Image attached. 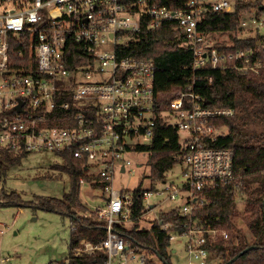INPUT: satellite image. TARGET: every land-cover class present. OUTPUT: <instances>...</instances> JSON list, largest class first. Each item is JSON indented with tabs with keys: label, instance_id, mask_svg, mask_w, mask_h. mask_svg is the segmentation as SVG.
<instances>
[{
	"label": "built area",
	"instance_id": "2783aa9c",
	"mask_svg": "<svg viewBox=\"0 0 264 264\" xmlns=\"http://www.w3.org/2000/svg\"><path fill=\"white\" fill-rule=\"evenodd\" d=\"M237 1L185 0L172 7L155 0H0V148L66 152L78 161L79 182L99 191L102 201L93 206L105 224V237L99 243L81 240L75 255L103 253L104 264H148L152 259L163 264L113 229L130 220L134 189L115 187V174L137 170L140 164L131 155L139 152L136 145L150 141L157 120L173 125L180 135L184 178L143 187L141 217L163 200L176 202L170 209L189 218L181 232L170 230L168 239L171 247L176 237L184 238L187 264H210L207 244L229 237L225 230L203 227L191 214L205 202L199 194L204 187L237 178L232 149L212 144L227 132L213 121L234 110L206 106L191 85L165 105L154 88L153 59L121 54L119 47L143 27L173 22L185 35L181 44L193 52L194 68L258 74L264 69V18L257 12L245 13L238 25L257 37L250 45L224 49L222 43L208 42L212 33L221 32L199 29L205 13L233 11ZM71 52L76 54L70 60ZM63 93L69 99H62ZM153 196L161 200L151 201ZM160 226L167 230L175 223ZM64 259L68 264V255Z\"/></svg>",
	"mask_w": 264,
	"mask_h": 264
},
{
	"label": "trees",
	"instance_id": "16d2710c",
	"mask_svg": "<svg viewBox=\"0 0 264 264\" xmlns=\"http://www.w3.org/2000/svg\"><path fill=\"white\" fill-rule=\"evenodd\" d=\"M158 4L178 7L185 0H155ZM262 8V9H260ZM264 10L262 0H238L235 9L230 12H207L199 23L203 32H229L238 27L240 18L245 13ZM184 34L175 27L173 22H164L155 28H145L134 38L119 47L121 54H132L139 58H152L155 65L154 88L161 95L160 101L165 105L174 95L189 85L204 99L209 107H228L234 114L220 117L213 122L226 127L225 134L217 136L212 142L216 146L230 147L233 152V169L236 179L229 183L204 187L199 193L205 202L192 214L203 227L218 228L228 232L227 239L219 238L208 243L211 260L216 264H225L237 255L229 264H264V69L258 74H245L235 69H219L209 65L194 68L193 52L181 44ZM257 37L231 35L232 45L224 49L250 45ZM18 47L16 43L14 47ZM71 46H74L71 44ZM27 55L28 51L25 52ZM75 52L67 57L70 60ZM210 78V80H209ZM69 94H62L67 99ZM69 99V98H68ZM63 111L57 109V111ZM148 154L150 187L156 181L166 179V173L183 158V147L180 135L171 124L157 120L154 133L148 143L138 144L135 148ZM28 151H14L0 148V170L5 172L7 166L20 162ZM62 162L59 167L70 178V186L61 198L34 195L32 200H24L17 191L2 192L0 206H30L44 210L56 211L68 215L71 220L68 252V264H104L106 255L103 253L75 255L74 249L81 240L99 243L105 237V224L96 218L80 215L78 208L88 210L79 199L82 175L78 161L69 153H57ZM90 181V179L88 178ZM91 183V181H90ZM96 186V183H91ZM144 188L138 184L132 190L133 204L130 206V220L115 223L117 231L130 246L138 245L148 255L169 261L170 230L181 232L182 222L189 217L179 212L178 208L160 211L157 218L149 221V225H141L143 221L142 196ZM243 196L242 220L251 237L246 238L236 226L238 216L237 198ZM207 197V198H206ZM90 211V210H89ZM96 215L94 211H90ZM132 216V217H131ZM95 217V216H94ZM161 222L175 223V226L163 230ZM148 264H155L153 259Z\"/></svg>",
	"mask_w": 264,
	"mask_h": 264
},
{
	"label": "rangeland",
	"instance_id": "374dc122",
	"mask_svg": "<svg viewBox=\"0 0 264 264\" xmlns=\"http://www.w3.org/2000/svg\"><path fill=\"white\" fill-rule=\"evenodd\" d=\"M213 1V0H210ZM264 7V0H262ZM262 9V8H260ZM255 13V12H253ZM259 16L264 18V10ZM257 14V15H258ZM237 37L249 36L252 31L247 28L236 29L232 33H212L208 42L213 44L232 43L231 35ZM226 131V129H225ZM137 170L131 174L116 172L114 186L117 188H133L138 184L150 187L148 154L135 152L131 155ZM62 158L59 154L49 151H32L23 156L20 162L7 166L5 172L0 170V195L2 192L17 191L24 200H32L33 196L42 195L61 198L69 190L70 178L59 163ZM182 161L176 163L166 173V179L180 182L184 178ZM154 187H163L162 181H156ZM86 182L80 183L79 199L88 210L77 209L80 215L96 218L90 211H95V206L100 204L99 191H90ZM94 194V197L90 195ZM151 201H159L161 197L153 196ZM243 197L237 198L238 216L235 224L244 235L251 237L242 220ZM176 202L163 200L158 206L146 213L139 224L148 226L149 221L158 216L160 211L169 210ZM90 210V211H89ZM95 216V217H94ZM71 220L68 215L56 211L32 208L30 206H0V264H54L67 256L68 242L71 231ZM172 250H175L174 252ZM169 261L171 264H187V252L184 238L176 237L171 242ZM4 261V262H3ZM216 264L211 260L210 264ZM193 264H198L193 262Z\"/></svg>",
	"mask_w": 264,
	"mask_h": 264
},
{
	"label": "water",
	"instance_id": "95a60500",
	"mask_svg": "<svg viewBox=\"0 0 264 264\" xmlns=\"http://www.w3.org/2000/svg\"><path fill=\"white\" fill-rule=\"evenodd\" d=\"M21 105H22V101L16 106V109L18 111L21 110ZM263 209H264V200H263ZM237 257V255L235 257H233L231 260L227 261L225 264H229L232 260H234Z\"/></svg>",
	"mask_w": 264,
	"mask_h": 264
},
{
	"label": "bare ground",
	"instance_id": "6f19581e",
	"mask_svg": "<svg viewBox=\"0 0 264 264\" xmlns=\"http://www.w3.org/2000/svg\"><path fill=\"white\" fill-rule=\"evenodd\" d=\"M73 158V157H72ZM207 198V197H206ZM132 217V216H131ZM54 264H67V262H66V259H63V260H59V261H57L56 263H54Z\"/></svg>",
	"mask_w": 264,
	"mask_h": 264
}]
</instances>
